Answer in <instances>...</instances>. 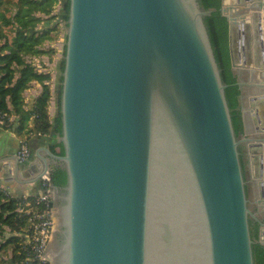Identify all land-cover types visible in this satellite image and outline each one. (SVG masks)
<instances>
[{
	"label": "water",
	"instance_id": "obj_1",
	"mask_svg": "<svg viewBox=\"0 0 264 264\" xmlns=\"http://www.w3.org/2000/svg\"><path fill=\"white\" fill-rule=\"evenodd\" d=\"M214 10L198 0H69L64 152L44 148L33 180L50 177L52 165L66 172L63 187L50 184L52 264H254L253 244L264 247V131L246 130V90L255 91L251 104H264V41L258 49L255 36L264 38V0L219 7L240 91L239 134L204 23ZM251 49L259 71L249 66ZM248 153L261 175L251 178ZM0 169L9 171L1 161Z\"/></svg>",
	"mask_w": 264,
	"mask_h": 264
},
{
	"label": "trees",
	"instance_id": "obj_2",
	"mask_svg": "<svg viewBox=\"0 0 264 264\" xmlns=\"http://www.w3.org/2000/svg\"><path fill=\"white\" fill-rule=\"evenodd\" d=\"M198 2L206 9H215L204 17V23L221 78L227 84L225 95L234 131L239 134L242 130L238 102L240 91L230 66L228 22L219 11L221 0ZM68 11L69 0H0V114L7 118L3 127L27 135L51 134L57 137L49 144V149L58 155L64 152L58 137L61 135L59 99L65 45L63 43L62 57L56 68L57 111L52 117L48 110L52 96V74L43 63L37 66L34 59L45 54L49 60L53 59V34L57 32L60 22L66 27ZM32 82L40 84V92L29 106H25L22 93ZM12 114L17 118L8 120ZM30 119L31 126L28 125ZM239 150L241 164L246 166L241 146ZM50 182L59 188L65 185L66 172L61 166L52 165ZM23 202V196L5 193L0 187V264H49L48 260L39 258L33 247L34 241L26 242L23 237L29 231L33 212L41 211L44 205L35 203L29 212L17 211ZM49 205L53 206V202ZM249 226L252 238L258 240V224L250 218ZM252 253L254 264H264V247L261 244H253Z\"/></svg>",
	"mask_w": 264,
	"mask_h": 264
},
{
	"label": "crops",
	"instance_id": "obj_3",
	"mask_svg": "<svg viewBox=\"0 0 264 264\" xmlns=\"http://www.w3.org/2000/svg\"><path fill=\"white\" fill-rule=\"evenodd\" d=\"M252 47V46H251ZM239 57L242 59L243 54L242 51L238 53ZM48 55H39L38 57H47ZM255 54L253 49H251L249 54L250 59V68H253L256 71L260 69L255 68ZM49 57V56H48ZM52 60V59H51ZM51 60L48 61L51 62ZM44 64V63H43ZM46 66V64H44ZM46 70L50 71L52 74L51 78V90L53 96V102L49 104L48 110L50 116H54L56 109L54 103V86H55V77H56V68H48L45 67ZM52 70L55 72L53 73ZM256 74V72L254 73ZM253 81L258 80V74L253 75ZM246 96L248 100L249 109L246 112V117L248 118L249 124L246 126V130L249 131L252 127L254 130L259 128L261 131H264V104L258 100H254L251 104L249 100L250 94L254 93L253 88H247ZM40 92V84L38 82H32L24 91H23V99L25 106H29L31 101L39 94ZM247 106V107H248ZM251 107V108H250ZM17 116L12 114V120L16 119ZM28 125H32V120L28 121ZM248 136V134H244ZM27 138L29 148H30V157L25 162L19 163V172L13 173V168L15 164V156L18 150L19 140L23 138ZM25 138V139H26ZM57 137L50 135H38V134H24V132L18 133L10 129H6L3 126H0V161L2 164L7 165L9 171L7 174L3 170L0 169V187H4L11 195L15 196H23V195H33L40 191V179L35 180L36 175L40 171L42 167L41 157H47L44 148L49 149V144L54 142ZM248 150V148H247ZM40 156V157H37ZM260 154H254V156H259ZM249 157V153H248ZM3 159V161H2ZM48 159V157H47ZM257 160H254L255 165L251 168L250 165V157H249V165H250V176L253 178V174L258 175L262 173V167L256 166ZM6 175V176H5ZM258 196L256 199H258ZM264 199V198H263Z\"/></svg>",
	"mask_w": 264,
	"mask_h": 264
},
{
	"label": "built area",
	"instance_id": "obj_4",
	"mask_svg": "<svg viewBox=\"0 0 264 264\" xmlns=\"http://www.w3.org/2000/svg\"><path fill=\"white\" fill-rule=\"evenodd\" d=\"M53 96L50 98V102H53ZM52 117V116H51ZM4 115L0 114V126L5 123ZM8 120H12V115L8 117ZM18 161L25 162L30 157V148L28 141L23 138L19 140L18 150L16 153ZM51 182L50 177L43 174L40 178V191L33 195H23L24 202L18 206L17 211L29 212L32 210L35 203H41L44 207L41 211H34L32 214V220L30 221L29 231L23 234L24 240L26 242L34 241V249H36L37 254L40 259L48 260L46 255V246L50 239V234L52 231L53 219H52V207L49 203L52 201L51 198ZM5 193H9L4 187L2 188ZM49 261V260H48Z\"/></svg>",
	"mask_w": 264,
	"mask_h": 264
},
{
	"label": "rangeland",
	"instance_id": "obj_5",
	"mask_svg": "<svg viewBox=\"0 0 264 264\" xmlns=\"http://www.w3.org/2000/svg\"><path fill=\"white\" fill-rule=\"evenodd\" d=\"M59 7V4L56 5V8L58 9ZM59 21V20H58ZM65 30H66V27L60 22L58 24V30L55 34H53V37H54V41H53V48L55 49V52L53 53V56H52V60L51 62L48 61V56L47 57H38V58H35L34 59V62L37 64V66H40L42 63L46 64V66L48 68H57V65H58V62L59 60L61 59L62 57V46H63V43L65 41ZM50 46V44L48 45ZM52 72L54 73L55 71L52 70ZM56 79V77H55ZM56 81V80H55ZM55 86H56V83H55ZM54 86V103H55V109L57 111V104H56V101H57V93L55 92V89L56 87ZM54 211H55V208H54V205L52 207V219H53V225H52V231H51V234H50V240H52V236H53V230L54 228L56 227L55 225V219H56V215L54 214ZM57 220V219H56ZM49 244V242H48ZM47 258L49 260V264H52V260L51 258L47 255Z\"/></svg>",
	"mask_w": 264,
	"mask_h": 264
},
{
	"label": "flooded vegetation",
	"instance_id": "obj_6",
	"mask_svg": "<svg viewBox=\"0 0 264 264\" xmlns=\"http://www.w3.org/2000/svg\"><path fill=\"white\" fill-rule=\"evenodd\" d=\"M252 26V27H251ZM249 28H250V32L252 33V30H253V33L252 34H254V27H253V25H250L249 26ZM257 29V28H256ZM257 34H258V29H257ZM255 35L256 36V43H257V48L259 49V47L258 46H261V44H262V42L264 41V38H262V39H259V36L258 35ZM245 44H246V42H245ZM254 54H255V52H254ZM255 57V60L254 61H256V62H259V61H261V57H260V52H258V57L255 55L254 56ZM243 72H246V71H243ZM243 72L241 73V77L244 79V77H243ZM240 113H241V120H242V112L240 111ZM242 131H243V129L241 130V132L240 133H242ZM60 202H63L61 199L59 200ZM57 240H58V244H60L61 243V240H62V238H61V236H58V238H57ZM51 244V243H50Z\"/></svg>",
	"mask_w": 264,
	"mask_h": 264
}]
</instances>
